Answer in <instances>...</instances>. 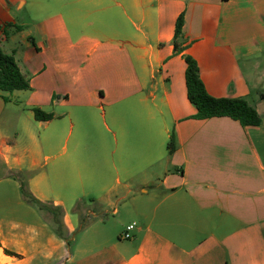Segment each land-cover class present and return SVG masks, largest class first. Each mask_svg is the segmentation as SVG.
I'll use <instances>...</instances> for the list:
<instances>
[{"label":"crops","instance_id":"0c3cea01","mask_svg":"<svg viewBox=\"0 0 264 264\" xmlns=\"http://www.w3.org/2000/svg\"><path fill=\"white\" fill-rule=\"evenodd\" d=\"M0 45V264H264V0H0ZM185 55L262 122L193 118Z\"/></svg>","mask_w":264,"mask_h":264},{"label":"trees","instance_id":"16d2710c","mask_svg":"<svg viewBox=\"0 0 264 264\" xmlns=\"http://www.w3.org/2000/svg\"><path fill=\"white\" fill-rule=\"evenodd\" d=\"M185 14L182 12L177 18L175 30L176 51H182L177 39L183 33ZM187 62L186 83L188 97L197 108V113L193 115L196 119H209L212 117L228 116L238 120L243 126L258 125L262 122V117L256 107L244 97H215L211 95L200 75V67L197 60L191 55H185ZM30 88L28 77L22 72L16 58L12 54L6 53L0 45V90L15 91ZM35 117L38 120H50L53 114L47 113L40 108H34ZM174 134L169 142V149L175 148ZM20 177L21 173L19 172ZM25 198L43 211L53 215L56 231L64 237V224L62 220L63 209L57 206L46 204L37 199L22 184ZM86 224V219L82 217L80 228Z\"/></svg>","mask_w":264,"mask_h":264},{"label":"built area","instance_id":"2783aa9c","mask_svg":"<svg viewBox=\"0 0 264 264\" xmlns=\"http://www.w3.org/2000/svg\"><path fill=\"white\" fill-rule=\"evenodd\" d=\"M135 223H131L129 225L126 226L125 231L123 233V237L124 238H131L132 237V231L135 228Z\"/></svg>","mask_w":264,"mask_h":264}]
</instances>
